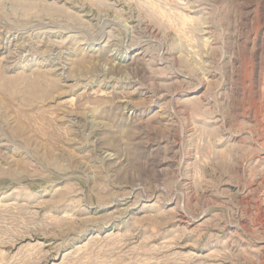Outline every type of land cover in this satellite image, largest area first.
<instances>
[{
  "label": "rangeland",
  "instance_id": "1",
  "mask_svg": "<svg viewBox=\"0 0 264 264\" xmlns=\"http://www.w3.org/2000/svg\"><path fill=\"white\" fill-rule=\"evenodd\" d=\"M0 264H264V0H0Z\"/></svg>",
  "mask_w": 264,
  "mask_h": 264
}]
</instances>
